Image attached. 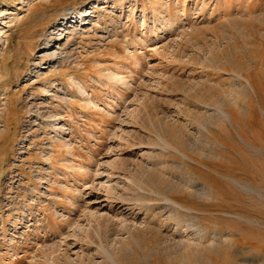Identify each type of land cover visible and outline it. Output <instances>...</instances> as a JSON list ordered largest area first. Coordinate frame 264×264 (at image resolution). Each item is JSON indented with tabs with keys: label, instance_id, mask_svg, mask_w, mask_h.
I'll use <instances>...</instances> for the list:
<instances>
[{
	"label": "rangeland",
	"instance_id": "1",
	"mask_svg": "<svg viewBox=\"0 0 264 264\" xmlns=\"http://www.w3.org/2000/svg\"><path fill=\"white\" fill-rule=\"evenodd\" d=\"M0 264H264V0H0Z\"/></svg>",
	"mask_w": 264,
	"mask_h": 264
},
{
	"label": "bare ground",
	"instance_id": "2",
	"mask_svg": "<svg viewBox=\"0 0 264 264\" xmlns=\"http://www.w3.org/2000/svg\"><path fill=\"white\" fill-rule=\"evenodd\" d=\"M36 70V69H35ZM195 186L196 187H198L199 188V191L201 192V193H204V194H207L208 193V190H207V188L204 186V185H199V184H195Z\"/></svg>",
	"mask_w": 264,
	"mask_h": 264
}]
</instances>
